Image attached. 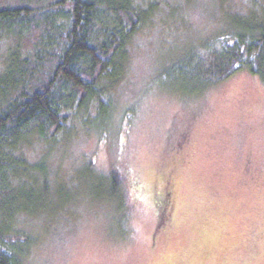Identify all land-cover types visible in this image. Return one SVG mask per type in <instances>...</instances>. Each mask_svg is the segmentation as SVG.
I'll use <instances>...</instances> for the list:
<instances>
[{
	"label": "rangeland",
	"instance_id": "obj_1",
	"mask_svg": "<svg viewBox=\"0 0 264 264\" xmlns=\"http://www.w3.org/2000/svg\"><path fill=\"white\" fill-rule=\"evenodd\" d=\"M163 1L126 46L124 74L107 87L115 102L107 135L74 117L60 150L34 133L20 146L31 163L45 156L59 187L41 204L30 200L34 213L16 216L31 239L21 264H264L260 78L241 71L190 95L160 81L187 48L228 27L227 10L252 11L251 0H217V8ZM178 6L183 14L174 17ZM96 115L103 131L106 116ZM90 160L98 173L117 165L119 191L89 175ZM161 172L175 186L171 211L157 197Z\"/></svg>",
	"mask_w": 264,
	"mask_h": 264
},
{
	"label": "trees",
	"instance_id": "obj_2",
	"mask_svg": "<svg viewBox=\"0 0 264 264\" xmlns=\"http://www.w3.org/2000/svg\"><path fill=\"white\" fill-rule=\"evenodd\" d=\"M226 1L231 2L218 0ZM162 2L0 0V264H21L30 249L25 247L30 232L16 226L17 214L34 213L27 207L30 200L41 204L59 190L42 161L45 156L31 163L18 153L20 146L34 133L56 144L53 152L60 150V137L75 131L74 117L101 137L107 135L115 105L107 87L124 74L126 46ZM217 5V0H207V8ZM250 6L253 10L243 8V13L227 10L228 27L187 48L164 70L161 84L184 95L200 94L248 71L264 86V6L259 0ZM182 14L179 6L172 11L174 17ZM96 112L106 116L103 131L97 130ZM87 169L94 180L119 191L117 165L108 174L98 173L90 160ZM161 174L157 197L164 202L161 209L171 211L175 186L172 176Z\"/></svg>",
	"mask_w": 264,
	"mask_h": 264
}]
</instances>
